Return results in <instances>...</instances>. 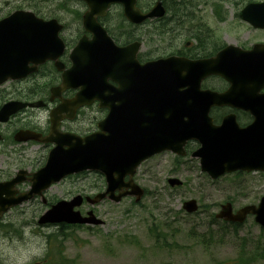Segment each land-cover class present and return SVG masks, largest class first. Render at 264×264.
Here are the masks:
<instances>
[{
  "label": "water",
  "instance_id": "1",
  "mask_svg": "<svg viewBox=\"0 0 264 264\" xmlns=\"http://www.w3.org/2000/svg\"><path fill=\"white\" fill-rule=\"evenodd\" d=\"M83 1L87 9L82 15V26L91 37L79 39L70 54L71 66L62 71V84L52 88V95L66 87H78L79 91L70 102L72 112L82 104L99 100L102 106L108 107V113L98 123L100 131L85 137L49 134L41 138L35 132L20 130L15 136L17 140L54 141L56 146L49 152L44 166L31 174L27 192L14 196L11 186L21 177L0 182V217L11 207L34 195H42L64 176L84 170L98 171L106 181L103 192L86 197L90 205L106 197L118 202L127 195L138 201L143 195V189L133 181L138 165L164 150L183 155V146L188 140L198 142L199 146L191 156L199 159L201 171L212 179L237 170L264 171V115H255L256 119L246 129L240 128L232 115L226 116L219 125L213 124L208 117L212 105L242 107L239 67L245 65L246 70L253 71L255 76L260 71L264 73L263 62H253L251 53L229 45L219 55L228 56L231 60L241 58V62L209 64V61L192 62L168 57L141 64L136 58L140 43L118 46L97 22V16H103L110 4L120 3L125 18L139 23L146 18L163 15L161 1L146 13L136 7V0ZM257 7L260 6L248 8ZM245 19L251 18L246 16ZM256 26H264V23ZM61 28L55 19L43 20L26 10H18L2 18L0 83L8 78L26 76L46 59L54 60L57 69H63L57 61L64 49V42L58 35ZM212 73L222 75L230 82V88L223 93L201 90V80ZM109 80L116 83V87ZM114 100L118 101L112 105ZM261 101L264 106V98ZM40 103L8 102L0 109V120H5L21 107ZM66 104L59 105L55 111L59 114L56 119L51 113L53 131L57 120L65 113ZM149 110L152 111L150 115ZM125 176H128L127 180H124ZM168 182L170 185L181 183L177 179H169ZM81 200L76 196L70 201L56 202L39 217L38 223L102 224L103 221L96 218L92 210L86 216L74 210ZM183 208L188 212L196 210L195 200L184 202ZM248 214H253L255 222L264 227V195L257 205H246L234 213L231 204L226 202L216 217L242 222Z\"/></svg>",
  "mask_w": 264,
  "mask_h": 264
},
{
  "label": "rangeland",
  "instance_id": "2",
  "mask_svg": "<svg viewBox=\"0 0 264 264\" xmlns=\"http://www.w3.org/2000/svg\"><path fill=\"white\" fill-rule=\"evenodd\" d=\"M14 9L34 10L42 17L57 18L64 25L61 37L73 41L81 32L79 17L85 4L74 0H0V17ZM114 11L103 20L104 24L116 21ZM113 30L120 41L125 39L122 31L116 27ZM244 31L233 28L225 41L235 42L236 35ZM152 32L156 36L151 37ZM128 33L142 37L141 52L145 51L146 57L163 55L162 46L169 48L162 43L160 30L153 29V25L147 24ZM261 34L264 41V32ZM241 38L249 39L244 35ZM24 115L30 120L33 115L42 122L45 120L43 111H26ZM100 116L93 107L86 110L87 132L94 129ZM24 122L9 124L4 131L6 137L14 128L25 125ZM0 148V170L4 169L5 160H12L8 157L11 153L22 160V167L28 166L31 171L44 159L43 151L35 145L15 147L6 138ZM6 168L12 170L15 165L9 164ZM82 176L80 185L86 187L87 194L101 189L103 181L97 173L86 171ZM170 177L181 180L182 186L170 187L167 184ZM135 180L146 190L137 203L132 197H125L118 203L104 201L93 207L88 204L80 207L82 213L92 208L104 221L102 226L68 228L37 223L49 202L64 198L71 191L72 184L68 181L46 191L45 204L33 199L13 208L0 223V264H213L235 258L242 246L247 255L255 249L257 240L264 242V229L252 216H248L234 234L230 228L221 230L210 218L226 200L232 202L234 209L258 203L264 195V172L230 173L210 180L200 171L196 160L177 159L165 152L144 161ZM191 198L197 201L196 213H186L181 208L183 201ZM56 233L58 237H47ZM252 264H264V260Z\"/></svg>",
  "mask_w": 264,
  "mask_h": 264
},
{
  "label": "flooded vegetation",
  "instance_id": "3",
  "mask_svg": "<svg viewBox=\"0 0 264 264\" xmlns=\"http://www.w3.org/2000/svg\"><path fill=\"white\" fill-rule=\"evenodd\" d=\"M253 3H264V0H162L165 14L158 23L155 22L152 24L153 29L159 28V30L162 31V43L164 42L169 47L166 48L162 46V57L174 55L191 60L215 57L218 52L229 44L225 41V38L229 35L228 31L233 28H243L245 30L236 35L235 38L239 42L237 40H234L235 42H233V44L240 46L242 49L249 51L248 49L252 48L254 44L264 43L261 39V33L264 32V29L255 28L240 18L241 12L245 6ZM147 24L151 25V23ZM147 24L135 27L141 29ZM243 35L249 39L253 38V40H245L241 38ZM75 42L76 41L65 40L66 49L59 58L65 68L70 65L68 56ZM226 58L227 57L221 58V61L226 62ZM45 63L46 64L38 68L37 72L24 79L7 80L0 85V106L8 101L23 100L24 95L28 97L27 100L42 99L44 101L43 106H40L37 109H20L18 112L11 115L6 122H0V134H2L1 141H3V137L4 139L6 137L4 131L9 124L13 121L25 120V125L22 124V126L16 127L10 131L8 143H11L12 146H18L21 148L27 145L38 146L43 151L44 156L47 155L52 144L34 141L17 143L13 141V134L20 128L31 129L42 135H46L50 131L49 116L52 109L60 102V98L54 97L52 100H49V90L51 87L57 86L60 83L61 73L55 68L51 61ZM39 79L50 81L47 90L46 88H38L36 83ZM228 87L229 84L223 78L215 75L208 76L202 82L203 89H210L217 92H223L227 90ZM244 90V104L241 108L214 106L210 109V116L215 124L220 123L223 117L230 113L235 115L238 125L242 128H245L252 122L253 116L248 109L252 108L256 92L254 89L249 90L244 88ZM263 90L264 89L259 90V93ZM75 93L76 89L67 88L60 93V96L63 99H70ZM92 107L100 111L102 114L103 111L106 113V109L98 107L97 102H94L88 107H80L76 110L75 116L72 119L64 118L59 121V130L61 132H73L78 135L86 134V110ZM26 111H43L45 113V120L42 122V119L35 115H33L31 118L32 120H30L29 117L25 115L23 116ZM8 157L12 160H5V167H3V170H0V181L11 179L18 170L26 169L28 172H31L28 166L25 168L22 167V160H19L12 153ZM16 162L19 164H16ZM9 164H14L15 168L12 170L7 169L6 167ZM41 165L42 163L40 166ZM0 168H2L1 165ZM28 175V173H25L22 177L27 178ZM71 180L73 179L70 177L66 179L69 183ZM28 185L29 182L24 180L17 185V188L19 190H25ZM74 194L84 196L85 190L81 188L79 192L73 194L68 192L64 198H70ZM33 199L38 200L39 198L35 197Z\"/></svg>",
  "mask_w": 264,
  "mask_h": 264
},
{
  "label": "bare ground",
  "instance_id": "4",
  "mask_svg": "<svg viewBox=\"0 0 264 264\" xmlns=\"http://www.w3.org/2000/svg\"><path fill=\"white\" fill-rule=\"evenodd\" d=\"M257 63H260V62H257ZM263 65H264V62H263ZM239 68L241 69L240 74H239V82H238L239 92H245L244 88L249 89V90L251 89L255 90L256 96H255L254 102L257 105V112L261 114L260 117H262V115H264V106L261 101V93H259V90L264 89V82L262 83L260 82L261 80L264 79V73L263 71H260L258 74L254 76L253 75L254 72L246 70L247 67L245 65H241ZM148 112H149L148 115L152 114L151 110H149ZM209 118L213 122L212 117L209 116Z\"/></svg>",
  "mask_w": 264,
  "mask_h": 264
},
{
  "label": "trees",
  "instance_id": "5",
  "mask_svg": "<svg viewBox=\"0 0 264 264\" xmlns=\"http://www.w3.org/2000/svg\"><path fill=\"white\" fill-rule=\"evenodd\" d=\"M160 34V33H159ZM222 225H228L232 228V230L234 232L237 231L238 225L237 224H231V223H225V222H221ZM52 236V238L54 237H58V233L56 234H51L48 235L47 237ZM264 240V239H263ZM259 242H255L254 247L255 249H253L252 251L249 252V254L245 255V247L242 246V248L240 249V252L238 253V255L233 258V259H227V260H221L218 262H215L213 264H252L255 263L257 261H262L264 260V242L262 243L260 240H257Z\"/></svg>",
  "mask_w": 264,
  "mask_h": 264
}]
</instances>
